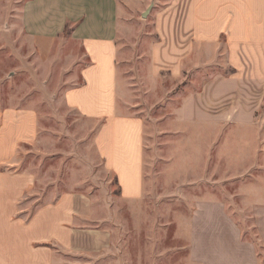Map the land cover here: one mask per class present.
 I'll return each instance as SVG.
<instances>
[{
    "label": "rangeland",
    "instance_id": "obj_1",
    "mask_svg": "<svg viewBox=\"0 0 264 264\" xmlns=\"http://www.w3.org/2000/svg\"><path fill=\"white\" fill-rule=\"evenodd\" d=\"M93 4L116 9L111 0ZM119 8L118 102L121 114L144 121L143 199H120L96 147L102 120L65 99L82 83L88 61L82 45L88 15L78 13L87 11L84 0H0V109L28 108L39 116L38 136L20 149L16 168L36 173L42 201L74 192L98 202L104 210L98 221L112 243L95 264H198L189 249L198 201H228L248 236L255 233L250 192L256 184L264 188V126L186 120L184 102L218 69L229 70L224 57L209 50L179 76L155 71L152 15L137 12L132 1Z\"/></svg>",
    "mask_w": 264,
    "mask_h": 264
},
{
    "label": "crops",
    "instance_id": "obj_2",
    "mask_svg": "<svg viewBox=\"0 0 264 264\" xmlns=\"http://www.w3.org/2000/svg\"><path fill=\"white\" fill-rule=\"evenodd\" d=\"M120 1H132L142 15L150 8L155 71L179 76L209 50L224 57L229 70L218 69L184 102L186 120L255 127L264 126L258 115L264 112V0H111L116 9L91 8V0H84L87 11L78 13L88 15L82 36L88 61L82 83L68 89L65 99L82 115L102 120L98 154L117 179L120 199L138 202L145 194L144 121L120 113L114 33ZM38 133L35 110L0 109V264H95L112 243V232L98 221L104 212L98 202L74 192L42 201L36 173L16 168L20 149ZM257 186L250 192V237L228 201H198L190 220L192 261L264 264V188Z\"/></svg>",
    "mask_w": 264,
    "mask_h": 264
},
{
    "label": "water",
    "instance_id": "obj_3",
    "mask_svg": "<svg viewBox=\"0 0 264 264\" xmlns=\"http://www.w3.org/2000/svg\"><path fill=\"white\" fill-rule=\"evenodd\" d=\"M150 8L143 14V16H146L149 12Z\"/></svg>",
    "mask_w": 264,
    "mask_h": 264
},
{
    "label": "trees",
    "instance_id": "obj_4",
    "mask_svg": "<svg viewBox=\"0 0 264 264\" xmlns=\"http://www.w3.org/2000/svg\"><path fill=\"white\" fill-rule=\"evenodd\" d=\"M116 182H117V179H116ZM118 191H119V193H120V189L118 188Z\"/></svg>",
    "mask_w": 264,
    "mask_h": 264
}]
</instances>
